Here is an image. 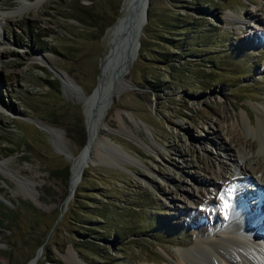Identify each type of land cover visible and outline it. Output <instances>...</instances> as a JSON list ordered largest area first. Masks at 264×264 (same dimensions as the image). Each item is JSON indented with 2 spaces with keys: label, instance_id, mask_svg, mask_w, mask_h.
I'll list each match as a JSON object with an SVG mask.
<instances>
[{
  "label": "rangeland",
  "instance_id": "1",
  "mask_svg": "<svg viewBox=\"0 0 264 264\" xmlns=\"http://www.w3.org/2000/svg\"><path fill=\"white\" fill-rule=\"evenodd\" d=\"M122 2L0 0V264H27L39 247L35 264H179L206 220L234 213L233 182L227 209L210 195L197 203L193 188L214 169L249 187L264 177V154L247 146L262 130L241 121L264 105V0H150L129 70L121 82L106 74L120 85L91 105L111 97L69 196ZM234 149L250 171L234 168Z\"/></svg>",
  "mask_w": 264,
  "mask_h": 264
},
{
  "label": "bare ground",
  "instance_id": "2",
  "mask_svg": "<svg viewBox=\"0 0 264 264\" xmlns=\"http://www.w3.org/2000/svg\"><path fill=\"white\" fill-rule=\"evenodd\" d=\"M21 2L24 3V6L32 8L41 3V0H21ZM122 6L123 8H126V11L125 14L119 19L118 23L112 26L110 30L112 35L115 36V39H113V46L107 55L106 61L102 64L103 74H101L102 76L100 78V82L96 90L91 95H89L85 104V114L86 110L87 112H90L89 126L86 116V122L88 126V142L87 146L84 148V151L81 153V155H77L75 163H73V165L70 167L73 185H76L77 174L79 170L78 168L84 158V155L86 154L87 148H90L88 153L89 162L85 166L91 164L92 162L93 145L96 140L95 138H97L99 135L97 130L102 128L101 121L105 115L107 106L111 103V97H108L106 100L108 101L107 104L102 100L98 107H94L95 109L91 108V105L93 102H95L97 105L100 89H102V91L104 89H106V91L109 89L113 90V88L120 85V83L109 85L108 78L110 74L113 76V79L114 75H116V80L114 82H121L124 78V75L129 70L131 63L135 59L140 46L137 45L136 39L132 38L129 43L125 42L123 45V47L125 46V49H123L122 52L118 51V46H121L119 39L121 38L122 34H128L129 27L134 30V32L138 31L140 27L142 32L144 24L143 10L140 9L138 13H134L131 8L132 0H124ZM13 12L10 14L12 15ZM8 15L9 12L0 10V16L5 17ZM262 35L264 36V34ZM250 36L252 35L250 34ZM127 54L130 55V58L133 57L129 66H127L125 63ZM54 72L56 75L58 74L61 76L65 87L69 86L67 85L69 80L62 73H60L58 70H55ZM106 74L109 76L105 79L104 76ZM255 108L257 111V120L254 121L248 114V111L245 109L246 113L243 114L241 121L247 128L253 130L254 132L261 133L262 130L264 135V105H257ZM40 125L41 127H44V123L41 122ZM46 128L54 136L59 132V130L55 127L46 126ZM239 140V137H232L229 142H235L237 145ZM247 146L250 150H256L259 148V154H264V143L262 144V142H248ZM234 150V154L230 158L234 168H241L242 170H245V172L250 171V169H252L251 166L243 161V158L246 155L244 150ZM71 157L72 156L70 155L68 158ZM1 165H3V162H0V167ZM260 169H264V161L261 163ZM210 178L212 180L208 184L210 185L208 188L205 186L200 187L199 185H197V188H193L191 194L195 197V201L197 203H202L206 198V195H210L211 200L213 202H217L220 200L221 193L226 194L224 185H229L231 182H233L234 196L232 197L233 202L231 207L234 210L233 216L231 215L232 218L230 217L231 219L228 221L223 219L216 221L215 223L210 222V220H206L204 226L200 229V232L197 233L199 235L197 241L187 250L180 252V256L177 257L178 263L215 264V262H217V264H264V177H249L253 178L254 184L256 185L255 187L247 186L245 179L236 182V175H234L233 171L222 173L219 169H214ZM169 254L173 257H176L172 253Z\"/></svg>",
  "mask_w": 264,
  "mask_h": 264
},
{
  "label": "water",
  "instance_id": "3",
  "mask_svg": "<svg viewBox=\"0 0 264 264\" xmlns=\"http://www.w3.org/2000/svg\"><path fill=\"white\" fill-rule=\"evenodd\" d=\"M123 2H124V0H123ZM123 2H122V4H121V7H122V5H123ZM149 5H150V0H132V11L134 12V13H138V11L141 9V10H143V23H145V22H147V20H148V13H149ZM144 25V24H143ZM129 29V33L128 34H126V33H124V34H122V36H121V38L119 39V43L121 44V46L119 47L118 46V51L120 52H122L123 51V49H125V46L123 47V45L125 44V42L126 43H129L130 42V40L132 39V38H135L136 39V42H137V45H140V39H139V36H140V32H141V29H140V27H139V29H138V31H135L134 32V30H132L130 27L128 28ZM126 64H127V66H129V64H130V62H131V60H132V58L133 57H131L130 58V55L129 54H127L126 55ZM115 77H116V75H114V79H115ZM100 78H101V72H100V74H99V76H98V81H97V84H96V86L94 87V89L92 90V92L91 93H93L95 90H96V88H97V86H98V84H99V82H100ZM73 80V79H72ZM100 93H102V89H100ZM106 102V104L108 103V101H105ZM94 106V105H93ZM94 108V107H93ZM95 109V108H94ZM36 122H37V124L39 125V126H41L40 125V123H41V121H39V120H36ZM86 127H87V129H88V126H87V124H86ZM58 129V128H57ZM87 142H88V130H87V139H86V142H85V144H84V146H82V148L80 149V151L78 152V156L79 155H81V153L84 151V148L87 146ZM89 151H90V148H87L86 149V154L84 155V158H83V160H82V162L80 163V165H79V170H78V174H77V181H76V185H77V183H78V181L81 179V176H82V174H83V169H84V167H85V165L89 162V158H88V153H89ZM65 156L66 157H69L70 156V153L69 152H65ZM71 167V166H70ZM76 185H73L72 184V178H71V173H70V175H69V196L73 193V191H74V189H75V187H76ZM40 252H41V247H39L38 249H37V251H36V253H35V255L33 256V257H31L30 258V260H29V264H35L36 263V261H37V258L39 257V255H40Z\"/></svg>",
  "mask_w": 264,
  "mask_h": 264
},
{
  "label": "snow or ice",
  "instance_id": "4",
  "mask_svg": "<svg viewBox=\"0 0 264 264\" xmlns=\"http://www.w3.org/2000/svg\"><path fill=\"white\" fill-rule=\"evenodd\" d=\"M232 191H234V190L229 189L228 193L230 194ZM220 200L224 202V208L227 209L229 207V204H228V202H227V200L225 198V193H221L220 194Z\"/></svg>",
  "mask_w": 264,
  "mask_h": 264
},
{
  "label": "trees",
  "instance_id": "5",
  "mask_svg": "<svg viewBox=\"0 0 264 264\" xmlns=\"http://www.w3.org/2000/svg\"><path fill=\"white\" fill-rule=\"evenodd\" d=\"M148 17H150V8H149V13H148ZM84 146V145H83ZM65 171V176L68 177V166H66L64 169H62ZM57 170H55L54 172H56ZM13 209H9V211H12Z\"/></svg>",
  "mask_w": 264,
  "mask_h": 264
}]
</instances>
